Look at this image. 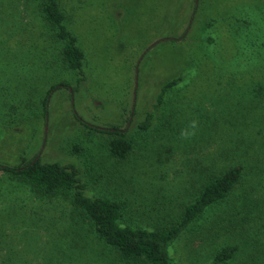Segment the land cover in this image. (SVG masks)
I'll list each match as a JSON object with an SVG mask.
<instances>
[{"label":"rangeland","instance_id":"obj_1","mask_svg":"<svg viewBox=\"0 0 264 264\" xmlns=\"http://www.w3.org/2000/svg\"><path fill=\"white\" fill-rule=\"evenodd\" d=\"M11 1L8 8L9 0H0V163L13 166L37 152L43 161L74 163L88 196L127 202V224L153 227L174 222L196 186L194 164L204 161L201 154L193 155V137L199 132L203 139V132L211 129L250 133V120L261 112L251 106L250 98L259 76L254 70L264 74V0H198L195 13L194 5L189 6L192 0H59L67 28L78 34L85 48V76L80 81L81 75L60 61L58 45L44 35L35 15L21 12L22 6L15 4L19 1ZM30 17L34 21L29 22ZM5 50L11 53L6 56ZM5 58L12 63L5 65ZM234 71L236 77H230ZM181 74L190 80L167 93L164 106L176 109L180 130L194 135L180 142L182 154L172 149L167 154L166 137L156 132L139 137L137 123L152 108L161 83ZM57 83L69 88L53 90L44 113L43 98ZM72 108L90 124L125 129L128 136L137 137L128 158L110 156L108 142L114 135L81 125ZM244 117L249 125H237ZM213 119L219 123L207 122ZM158 123L159 119L154 127ZM206 143H200L205 147L199 153L206 152ZM253 174L244 184L252 182L264 195V175ZM9 177L0 171L2 207L22 203L46 215L43 221L49 216L48 222L56 219L60 225L66 219L68 202L39 200ZM243 189L237 184L234 194ZM234 202L230 197L184 230L169 246L170 256L178 264H264V200L236 219ZM11 224L30 228L20 220ZM39 232L31 234L35 240L42 237ZM91 244L96 264H109V253L97 252V245ZM226 245L238 247L235 256L214 263V254Z\"/></svg>","mask_w":264,"mask_h":264},{"label":"trees","instance_id":"obj_2","mask_svg":"<svg viewBox=\"0 0 264 264\" xmlns=\"http://www.w3.org/2000/svg\"><path fill=\"white\" fill-rule=\"evenodd\" d=\"M18 1L15 4L22 6L21 12L24 9L35 15L44 35L49 36L58 45L60 61L66 68L76 70L81 75L78 79L80 81L84 77L82 67L85 54L78 45L76 36L67 28L65 14L59 0ZM11 3L12 1L9 0L8 8ZM1 9L0 7V14L3 12ZM18 10L20 11V8ZM196 10L195 3L192 12ZM20 18L22 20V14ZM32 21L34 18L30 17L29 22ZM19 23L23 24L22 21ZM5 51L6 56L11 53V51ZM256 55H259V58L262 57L263 51L257 52ZM6 60V58L2 59L5 65L12 63V61L6 63ZM254 71L259 76L254 79L251 90L254 96L250 98V103L261 111L250 120V124L254 123L252 131L255 132L242 134V130L234 128L223 134L218 129H207L209 131L203 132V139L202 133L197 132V137H193L195 142L192 145L195 151L193 155L197 158L201 154L204 161L198 159L195 162L193 179L196 181V186L191 190V200L171 224L153 227L127 224L124 220L127 202L118 197L88 196L85 193L86 183L80 178V169L74 163L43 161L38 152L31 159L23 158L20 163L13 166L0 163V171L9 175L10 181L29 188L28 190L39 200L55 198L66 201L71 206L66 219L63 218L64 221L58 225L55 222L56 219L48 222L49 216L45 218L46 221H43L46 215H42L36 209L27 210L22 203L7 209L2 207L3 201H0V264H96V257L93 256L94 249L90 250L91 243H93L91 245H97V252L103 250L109 253L107 254V258H110L109 264H121V262L178 264L170 256L169 246L209 209L233 197L235 219L238 213H250L264 200V195L258 192L252 182L247 181L244 184L252 172L256 175H264V79H260L264 78V74L260 69ZM235 73L236 71L232 72L230 77H236ZM185 76L181 74L164 80L152 108L146 111L143 120L137 123L139 137H144L150 132L161 133L166 137L167 145L164 147L167 148L164 152L167 154L170 149L178 155L182 154L180 142H183L188 135H194L191 132L186 133L187 130L184 128H182L183 131L180 130L181 125L179 127V122L175 119L176 109L164 106L167 93L178 91L184 86L183 83L190 80ZM61 87H68V85L52 84L47 90L43 98L44 113L47 112V102L51 92ZM161 110L162 112L159 113ZM72 112L81 125L114 135L108 142L110 156L117 159L128 158L138 141L137 137L128 136L125 129L97 127L80 118L73 108ZM246 118L237 119V125L243 123L249 125ZM157 119L159 123L154 127ZM207 122L212 125L215 122L219 123L217 119ZM127 123L128 128L129 124L131 125V118ZM251 133L254 134L252 138L248 136ZM217 140L221 143H217ZM200 143L207 144L205 153H199L203 152L202 149L205 147ZM237 184L242 185L244 189L241 193L234 194ZM8 185L13 186L11 183ZM17 220L30 228L22 229L20 226L11 224ZM31 220L32 223L29 222ZM39 231H42V237L35 240L36 237L31 234L40 233ZM79 234L82 235V239ZM47 236H49V242ZM84 241H87V244ZM44 247L47 250L46 253ZM55 248L56 251L52 250ZM237 249L236 245H226L214 254L213 262L230 260L235 256ZM92 258H95L94 263Z\"/></svg>","mask_w":264,"mask_h":264},{"label":"crops","instance_id":"obj_3","mask_svg":"<svg viewBox=\"0 0 264 264\" xmlns=\"http://www.w3.org/2000/svg\"><path fill=\"white\" fill-rule=\"evenodd\" d=\"M181 1H183V0H181ZM197 1H198V0H192V2H190L189 6H193V5H195V3L197 4ZM198 3H199V2H198ZM192 9H193V7H192ZM194 13H195V12H194ZM182 24H183V23H182ZM182 24H181V25H182ZM181 25H180V26H181ZM181 29H183L182 26H181ZM74 35L76 36V38H77V42H78V45L80 46V43H81V42L79 43V38H80V37L78 36V34H74ZM116 41H117V40H116ZM80 47H81V46H80ZM81 49L84 51L85 48H84V47H81ZM142 49H144V47H143ZM145 51H146V49H145ZM145 51L142 52L141 56L139 57L138 61L136 62L135 71H137V63H139V62L141 61L142 56H143V54L145 53ZM84 54H85V53H84ZM84 61H85V58H84ZM83 63H84V62H83ZM84 76H85V75H84ZM83 80H84V79H83ZM132 112H133V106H132V108H131V110H130V116H132V114H133Z\"/></svg>","mask_w":264,"mask_h":264},{"label":"water","instance_id":"obj_4","mask_svg":"<svg viewBox=\"0 0 264 264\" xmlns=\"http://www.w3.org/2000/svg\"><path fill=\"white\" fill-rule=\"evenodd\" d=\"M164 38L160 39V40H163Z\"/></svg>","mask_w":264,"mask_h":264},{"label":"flooded vegetation","instance_id":"obj_5","mask_svg":"<svg viewBox=\"0 0 264 264\" xmlns=\"http://www.w3.org/2000/svg\"><path fill=\"white\" fill-rule=\"evenodd\" d=\"M131 118V117H130ZM128 124V123H127Z\"/></svg>","mask_w":264,"mask_h":264}]
</instances>
